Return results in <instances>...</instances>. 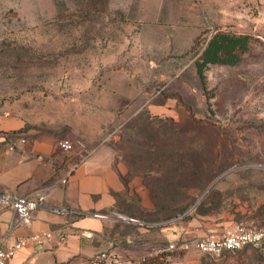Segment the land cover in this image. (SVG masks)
Returning a JSON list of instances; mask_svg holds the SVG:
<instances>
[{"label":"rangeland","instance_id":"rangeland-1","mask_svg":"<svg viewBox=\"0 0 264 264\" xmlns=\"http://www.w3.org/2000/svg\"><path fill=\"white\" fill-rule=\"evenodd\" d=\"M217 31L249 39L203 79L196 59ZM9 115L82 154L113 150L131 190L122 203L154 223L156 241L123 261L264 264L253 247L220 259L171 251L165 234L177 226L193 246L264 226V0H0V118Z\"/></svg>","mask_w":264,"mask_h":264},{"label":"crops","instance_id":"crops-1","mask_svg":"<svg viewBox=\"0 0 264 264\" xmlns=\"http://www.w3.org/2000/svg\"><path fill=\"white\" fill-rule=\"evenodd\" d=\"M25 125L26 121L14 115L0 118V193L37 194L74 166L67 183L54 187L46 204L69 206L79 212L67 217L42 207L34 212L31 223L10 230L13 209L0 210V237L9 233L8 240H13L20 235L42 234L40 243L24 247L12 264H29L30 258L38 254L47 257L45 264H90L100 251L114 250L127 257L128 253L155 246L149 228L154 223L142 221L136 211L122 203L131 190L122 179L112 149L99 146L86 154L75 147L65 151L59 136ZM15 130H19L17 136L7 134ZM93 213L116 214L101 217ZM117 222L134 225L138 233H123ZM183 230L170 227L165 234L170 240Z\"/></svg>","mask_w":264,"mask_h":264},{"label":"built area","instance_id":"built-area-1","mask_svg":"<svg viewBox=\"0 0 264 264\" xmlns=\"http://www.w3.org/2000/svg\"><path fill=\"white\" fill-rule=\"evenodd\" d=\"M60 147L65 151L73 149V144L69 139H63ZM80 164L77 163L76 165ZM74 166H71L67 174L54 183L43 186L37 194H10L0 193V210L4 208L13 209V220L10 230L13 226L21 223L29 224L33 220L34 212L42 207H47L61 215L71 217L79 211L69 206L47 205L46 198L51 190L59 184H65ZM96 216L111 217L114 214H98ZM133 220V219H131ZM9 230V232H10ZM8 234L0 237V264H12L13 258L30 243H40L42 234L20 235L13 240H8ZM168 249L188 250L192 247L198 251L210 255L216 259L224 258L229 253L243 250L247 247H253L264 251V226L249 227L239 225L233 229L227 230L218 236L203 237L195 241L191 246L186 242H179L176 238H171ZM90 264H131L125 262L122 256L114 250L100 251L90 259Z\"/></svg>","mask_w":264,"mask_h":264},{"label":"trees","instance_id":"trees-1","mask_svg":"<svg viewBox=\"0 0 264 264\" xmlns=\"http://www.w3.org/2000/svg\"><path fill=\"white\" fill-rule=\"evenodd\" d=\"M248 39L247 35L217 31L196 59L197 70L200 76L204 79V69L209 63H233L237 50L240 46H244ZM211 196L212 192L203 199L200 206L206 205Z\"/></svg>","mask_w":264,"mask_h":264},{"label":"water","instance_id":"water-1","mask_svg":"<svg viewBox=\"0 0 264 264\" xmlns=\"http://www.w3.org/2000/svg\"><path fill=\"white\" fill-rule=\"evenodd\" d=\"M221 177L217 178L216 181L211 184V186L206 190V193L221 179Z\"/></svg>","mask_w":264,"mask_h":264}]
</instances>
